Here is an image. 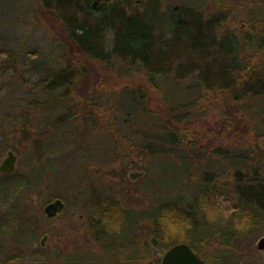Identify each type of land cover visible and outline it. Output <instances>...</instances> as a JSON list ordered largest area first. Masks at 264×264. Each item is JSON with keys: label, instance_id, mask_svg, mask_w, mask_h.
I'll list each match as a JSON object with an SVG mask.
<instances>
[{"label": "rangeland", "instance_id": "374dc122", "mask_svg": "<svg viewBox=\"0 0 264 264\" xmlns=\"http://www.w3.org/2000/svg\"><path fill=\"white\" fill-rule=\"evenodd\" d=\"M263 2L128 0L123 9L147 27L156 25L151 32L160 46L159 34L167 29L160 15L169 7L193 6L198 14L221 20L218 38L234 31L240 37ZM75 48L54 11L43 9L39 0H0V53L8 57L0 56V164L8 151L16 157L14 171L0 177V264H159L163 242L153 236L150 220L142 223L140 217L164 201L183 204L196 230L178 220L166 233L175 240L195 239L206 264H264V253L255 248L264 238V215L252 222L246 213L251 204L261 216L264 203L259 191H264V115L253 119L257 102L232 104L218 92H197L198 74L175 77V65L167 67L174 81L160 83L156 91L145 71L123 75ZM169 55L174 64L184 59L183 52ZM261 56L254 55L256 61ZM66 66L77 82L55 105V94L64 88L56 92L54 81L61 78H53ZM187 87L196 94L184 101L180 95ZM139 89L145 95L139 117L124 119L120 98ZM197 94L202 98L193 103ZM172 102L186 114L181 125L171 124L183 144L166 158L151 159L149 143L161 147L163 142L155 139L144 114H154L162 124ZM131 172L144 176L129 181ZM207 187L211 191L202 207L192 209L199 188ZM93 198L100 200L96 213ZM56 200L63 210L49 219L45 206ZM126 212L135 213L136 224L121 235L125 247L118 241L110 248ZM44 235L48 239L40 247Z\"/></svg>", "mask_w": 264, "mask_h": 264}, {"label": "trees", "instance_id": "16d2710c", "mask_svg": "<svg viewBox=\"0 0 264 264\" xmlns=\"http://www.w3.org/2000/svg\"><path fill=\"white\" fill-rule=\"evenodd\" d=\"M127 2L128 0H39L43 9L51 8L54 11L69 42L75 45V49L84 56L99 60L123 75L145 71L149 87L156 91L162 87L160 83L165 85L171 79L174 81L169 76L172 72H169L167 67L175 65L173 73L175 77L179 76V72H196L198 85L194 89H197V92L203 88L206 91L218 92L220 95L217 97L227 96L228 101L232 104L246 101L257 102V110L253 112V119L263 117L264 2L258 12L257 10L254 14L251 12L250 19H248L250 20L249 27L240 37L234 31L229 34L223 33L218 38L217 33L220 31L221 20L215 17H204L195 12L193 6L181 4L169 7L165 15H160L167 26L166 33L159 34V37L163 39L160 46L156 45L158 39L156 40L151 32L156 25L147 27L139 17L126 15L123 5ZM154 15L157 18L156 14ZM250 50L254 51V55L261 53L260 59L256 61L254 55L249 61L245 59ZM182 52L184 54L183 61L177 64L172 63L171 60L174 58L172 55L169 57V54L181 57ZM0 56L6 55L0 53ZM66 67L67 69L65 68L59 76L53 78L54 80L56 77L61 78L58 82L53 80L56 92L64 88L61 94H55L54 98L57 99L53 101L55 105L63 99V95L66 96L70 93L74 82H77L75 80L77 76L72 71V67ZM51 89L53 90V86ZM195 92L192 87H187L185 94L180 96L186 101L191 96L195 97ZM144 96L140 89L136 91L135 96L122 94L119 103L124 119L131 115L134 120L138 119L139 109L145 102ZM66 98L64 99L66 100ZM201 98L202 95L197 94L193 103ZM166 107L169 110L168 121L162 122V124L154 114H144L154 125L155 139L159 138L163 142L161 146L163 149L158 143H153L155 146L149 143L151 146L148 148V156L151 159L166 158L167 154L172 153V147L176 149L178 144H183V140L176 137V134L179 137L181 135L171 124L173 122L181 125L186 114L177 112L174 102L167 104ZM181 108L185 107L181 106ZM124 123H129V120H124ZM61 124L65 125L62 122ZM61 124L55 123L58 126ZM210 191L209 187L199 188L195 206L192 209L199 210L203 200L210 195ZM260 194H264L263 189L260 190ZM90 204L91 210L96 213L98 201L93 198ZM263 205L262 201L260 216L257 208L247 204L246 213L252 216L250 219L252 222L262 219ZM185 211L183 204H180L179 201H164V205L149 211V220L155 227L153 236L163 242L161 250L167 251L173 246L185 244L201 258L195 239L184 238L182 241L171 239L165 231L167 226L174 225L176 221L181 220L183 226L187 222L188 228L192 230V233L195 232L192 217L189 213L185 214ZM130 215L133 217L132 212L123 214L125 221L132 219ZM93 216L96 217V214Z\"/></svg>", "mask_w": 264, "mask_h": 264}, {"label": "water", "instance_id": "95a60500", "mask_svg": "<svg viewBox=\"0 0 264 264\" xmlns=\"http://www.w3.org/2000/svg\"><path fill=\"white\" fill-rule=\"evenodd\" d=\"M16 157L11 151L6 153V157L0 164V174L8 175L14 171ZM144 173L142 172H131L128 174L129 181H138L142 178ZM63 209V203L56 200L45 206L44 214L47 218H54L56 214ZM46 238L44 237L40 242L43 247ZM152 246H157L155 239L151 240ZM256 250L264 253V238L257 242ZM160 264H206L203 262L193 251L185 244L176 245L165 251Z\"/></svg>", "mask_w": 264, "mask_h": 264}, {"label": "flooded vegetation", "instance_id": "af4514ba", "mask_svg": "<svg viewBox=\"0 0 264 264\" xmlns=\"http://www.w3.org/2000/svg\"><path fill=\"white\" fill-rule=\"evenodd\" d=\"M10 174H11V173H10ZM0 177H5V175H1V174H0ZM140 179H141V178H140ZM140 179H138V180H140ZM237 187H239V188H237V189H239V191H238V192H239L238 195H239V197H240V196H242V195H241V192H242V191H240V190H241L240 186H237ZM254 188H255V187H254ZM254 188H253V186H250V189H254ZM260 188H261V187H260ZM260 188H259V191H260ZM261 189H263V188H261ZM252 191H253V190H251V192H252ZM253 196H255V195H253ZM99 204H100V200L98 201V205H99ZM63 207H64V204H63ZM62 210H63V209H62ZM62 210H61V211H62ZM61 211H59V212L56 214V216L59 215V213H60ZM132 215H133V217L130 215V217L132 218L131 220H126V221H125V218H123L124 221L122 222L123 224H122L121 231H120V233L117 234L119 238H118V237L115 238V236H114V239H113L112 243H111V244H108V245L110 246V248H111V247H114V246H116V245H118V241L120 242L121 240H123L122 237H121V235L124 234V232H126V231L129 229V227H131V224H134V223L136 224V221H137V220H136V217H135V213L132 212ZM148 215H149V212H148L147 215H144V216L140 217V222L143 223V222L149 221V217H148ZM56 216H55L54 218H49V219H55ZM125 229H126V230H125ZM130 232H131V230H130ZM130 232H129V234H128V237H129V238H130V236H131V235H130ZM108 235H113V234H108ZM239 235H241V234H239ZM245 235H246V234H243V236H245ZM98 236H101L104 240H105V239L107 240L106 237H103L102 232H100ZM44 237H45L46 239H48V238L46 237V235H44L43 238H44ZM239 237H240V236H239ZM43 246H44V245H43ZM125 246H126L125 242H124V241H121V242H120V247L123 248V247H125ZM40 247H42V246L40 245Z\"/></svg>", "mask_w": 264, "mask_h": 264}]
</instances>
